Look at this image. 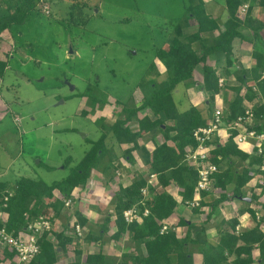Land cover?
Masks as SVG:
<instances>
[{
	"label": "rangeland",
	"instance_id": "1",
	"mask_svg": "<svg viewBox=\"0 0 264 264\" xmlns=\"http://www.w3.org/2000/svg\"><path fill=\"white\" fill-rule=\"evenodd\" d=\"M7 1L0 0V7L7 6ZM202 1L206 11H214L219 19L222 15L221 19L227 16L224 0ZM196 3L197 0H33V8L23 23L12 25L10 31L0 34L1 42L6 45H2L1 52L4 54L8 49V63L0 77V174H3L0 182L5 183L4 188L13 189L23 176L47 183L61 179L68 172L64 164H75L81 160L91 145L89 140L98 139L99 130L108 135L105 128L125 117L126 108L137 107L158 88L168 72L161 65V72L156 68V50L167 47L178 27L186 35L196 31V20L187 19L189 9ZM242 5H245V11L240 12ZM257 6L254 0H242L237 13L240 17L246 13L264 15V7ZM252 48L253 51L254 45ZM195 51L201 53L198 49ZM197 66L200 70L201 63ZM193 83H184L189 88L182 84L183 89L173 92V97L181 109L201 103L199 107L206 113L208 109L204 100L208 99V93L199 86L197 90H201L205 97L202 99L199 95L202 99L199 101L197 90L191 89L197 87ZM224 85L223 89L220 87L222 94L219 91L214 96V101H217L214 107L223 110L233 94L231 87ZM190 92L196 93L195 98ZM82 93H87V96H80ZM88 96L102 99L105 104L93 105ZM81 109H86L84 114L88 118L80 113ZM207 112L209 117L211 111ZM126 125L134 128L135 119H130ZM220 132L225 141V131L221 129ZM107 139L108 136L105 143ZM144 140L143 143L148 144L149 137ZM119 147L112 148L115 158H104L101 163H121L119 167L114 163L108 165L105 179L88 181L87 190L73 189L68 196L53 191L54 198H46L36 204L38 215L50 217L49 238L52 243L56 242L57 233L71 229L70 223L76 218L75 210L82 214L83 203L98 208L95 225L115 213V193L119 185L124 187L140 175L131 176L138 171V165L126 158L129 148ZM222 167H227L224 161ZM242 167L244 164L238 158L229 168L233 173L236 170L240 172ZM148 171L142 170L141 173L149 176ZM129 176L132 177L130 181L127 180ZM257 185L260 192L256 193L252 185L251 193L247 195L253 197L255 210L264 211V182ZM156 187L150 186L146 199H143L145 206L140 205V213L143 211L141 207H147V199L155 195ZM211 194L210 199L217 198L221 191L216 189ZM69 196L73 197L72 205L65 206L64 201L71 198ZM56 199L55 208L46 204ZM0 215L1 219L6 218L3 212ZM89 224L92 223L88 219V234L84 232L80 238L71 235L73 240L68 243L71 250L67 257L64 256L65 264H86L81 253L76 251L82 243L85 245L80 252L85 253L95 245L99 231L96 234L97 228ZM104 234L109 238V227ZM128 235L131 234L125 235V247L129 245ZM126 253L114 261H107V264L128 263L124 256Z\"/></svg>",
	"mask_w": 264,
	"mask_h": 264
},
{
	"label": "trees",
	"instance_id": "2",
	"mask_svg": "<svg viewBox=\"0 0 264 264\" xmlns=\"http://www.w3.org/2000/svg\"><path fill=\"white\" fill-rule=\"evenodd\" d=\"M254 1L257 5L264 7V0ZM32 2L33 0H9L6 3L7 6L0 7V34L10 31L12 25L22 24L33 8ZM241 3L242 0H224L227 17L223 22V28L220 29L216 21L207 13L203 1L197 0L196 5L189 9L187 15V19L196 20L197 30L186 35L178 27L177 34L170 39L166 45L167 47L163 46L156 50L157 58L168 72L166 79L150 95L146 96L137 107L126 108L125 117L106 127L105 130H108V135L103 132L97 140H89L91 145L85 151L81 160L73 166H69L70 162L67 165L65 163L64 166L68 168V172L64 177L47 183L42 179L23 176L16 181L14 188L11 190L4 188L5 183L0 182V212L6 214L5 219L0 217V228L3 227L8 233L17 234L18 231L24 228L28 218L38 215L37 203L44 202L46 198H54V190L68 196L75 187H84L91 171L98 168L102 158L107 154L108 143H111V141L118 144L131 143V150L129 148L125 153L128 160L133 161L130 152L137 148L144 163L148 164L147 166L150 168L149 174L153 172L157 174L160 186H166L171 180L177 185L178 194L181 196L182 201H191L196 192L198 174L195 169L184 162V154L190 145H195L193 131L198 127L206 126L211 118L214 104L217 102L214 101V96L220 90L218 79L223 75L222 73H230L228 67L233 64L238 66V69L234 70L232 74L240 84L236 87L230 86L234 95L225 109L228 123L244 111L243 96L239 93L242 86L247 88L245 98L252 99L254 97L256 94L255 85L264 98V48L255 47L251 52L254 65L250 69L237 62L234 63L231 58L233 39L243 38L237 30L240 25L243 24L251 29L254 40L258 38V31L264 28V21L254 18L250 13H246L243 18H240L237 8ZM214 29H217L218 33L209 40L201 35L206 30ZM1 41L0 38V77L3 76L8 63V49L4 54L1 52L2 45H5ZM193 42H197L202 49L200 54L192 48L191 44ZM211 53H215L214 55L223 54L225 65L221 74H217L215 68L205 63L207 55ZM1 55L5 58H2ZM199 63L203 64V83L201 86L208 93V99L204 100V105L208 110L205 113V111H201L199 106L192 105L188 109L179 112L175 107L171 93L180 82H185L187 85L192 82L195 83V81H192L193 71ZM250 81H253L254 84L249 85ZM80 96H87V93H82ZM87 99H91L93 105L105 104L104 100L96 97L88 96ZM145 108L151 110L154 117L152 120L148 116L137 118L139 111ZM253 109L257 115L262 114L264 116L263 103L254 106ZM207 111H211L209 117H207ZM85 112L86 109L80 110L81 114ZM84 116L86 115L84 114ZM135 118H137V128L130 129L126 124L130 119ZM167 121L171 123H167ZM147 130L158 131L162 133L165 139L159 145L154 144L151 151H148L140 142V138ZM235 133L236 131L231 129L222 144L218 142L219 137H214L212 142L215 147L211 150V161L218 168L214 174L215 186L222 189L226 181L233 180L232 196L240 197L242 196L240 188L249 178L251 179L252 171H254L252 166L259 164V159L239 149L233 139ZM107 136V143H105ZM167 141L170 143L168 144ZM232 156L241 159L243 162L244 167L240 172L236 170L232 173L230 171L229 167L234 162ZM246 159H249L248 162H246ZM223 161L227 164L225 169L222 167ZM147 179V174L140 175L128 186L119 185L115 193L116 231L111 234V237L118 238L121 234L128 232L137 243L144 244L145 255L140 253L136 255L126 253L124 255L131 264H188L190 261L188 262V259L185 258L186 253L183 252V248L189 240L190 231H187L186 236L181 239L176 238L173 230L160 233V229L168 223V218L173 214L176 206V200L169 193L158 189L155 195L147 199L145 203L149 213L142 217L140 223L137 221L127 223L124 220L123 211L141 200L140 189L144 187ZM200 194L204 197L206 194H211V192L200 191ZM226 199L227 196L221 193L217 198H212L207 203L215 207ZM56 201L57 199L53 203L46 204L55 208ZM250 201H253L252 196ZM250 201L245 202L249 205ZM32 202L35 203L32 204ZM144 206L141 209H144ZM245 210L255 219V210L252 207L247 206ZM55 213H58V210ZM74 214L76 222L88 234L89 230L85 229L88 222L87 217L79 213L78 210H75ZM255 221L254 227L236 233L235 226L238 221L236 217H231L228 221L230 230L221 232L218 243L214 246L205 243L203 264H219L226 260L225 254L233 255L232 264H252V250L254 248L259 250V264H264V211L261 219H255ZM108 223L109 217H105L100 225V236H103L106 232ZM177 225H186L189 230L194 229L196 233L203 231V228L190 225L181 218L178 220ZM72 240L73 236L66 235L63 230L56 234L55 243H52L46 237V234H43L40 240V252L28 264H54L59 253L57 248H60V252L64 251L66 244ZM76 253L80 254L81 252L77 250ZM14 255V251L0 248V264H5V260L8 259L14 260ZM182 258L186 260L184 261ZM107 261V257L101 251L89 253L85 259L86 264H107ZM118 264L127 263L125 261V263Z\"/></svg>",
	"mask_w": 264,
	"mask_h": 264
},
{
	"label": "crops",
	"instance_id": "3",
	"mask_svg": "<svg viewBox=\"0 0 264 264\" xmlns=\"http://www.w3.org/2000/svg\"><path fill=\"white\" fill-rule=\"evenodd\" d=\"M209 1L206 2V4H208ZM215 4V3H212ZM221 5L223 4L220 3ZM210 6V5H209ZM257 8H260L259 6H257ZM213 9V8H210ZM256 12V11H255ZM207 13H210V17H212L216 23L218 24V26L220 27V29L223 28V22L225 21L226 17L224 19H221L223 17H220L219 19V15L217 13H215L214 11L210 12L207 10ZM227 14V13H226ZM255 14V13H254ZM254 18L260 20V21H264V15L257 13L256 15H252ZM218 17V19H217ZM243 18V17H240ZM222 26V27H221ZM197 30V29H196ZM237 30L242 34L243 38L237 37L234 38L232 41V54H231V58L234 60V63L237 62L238 64H241L243 67L250 69L253 65H254V59H252L253 57L251 56V51H252V46L254 45V47L257 48H264V28H262L261 30L258 31V38L257 39H253L252 37V31L249 27L245 26V25H240ZM195 32V31H194ZM193 33V32H192ZM218 33L217 29L214 30H206L204 32L201 33V35L203 36V38L205 39H211L212 36L216 35ZM241 41V42H239ZM194 43L196 44V42L192 43V48L194 50L198 49L200 52H202V49L200 48V46L198 44L194 45ZM253 44V45H252ZM247 45V47L245 46ZM251 47V48H250ZM250 48V49H249ZM198 52V51H197ZM215 53H211L209 55H207L206 57V61L205 63L209 66H212L213 68L216 69L217 74H221V72L224 70V57L223 54H216ZM218 58V59H217ZM156 68L158 69L159 72H161V67H159V65H161L164 70L165 67L164 65L161 63V61L158 59V63H154ZM203 64L201 63V69L198 70V66L195 67L194 71H193V77H194V81H195V85L197 87H193L191 89H198L199 86L202 87V83H203ZM238 66L233 64L232 66L228 67V69L230 70V73L228 74H224L220 77L223 79V83L226 85L230 86H238L240 83L238 80H236L235 76L232 74L234 70H237ZM185 82H180L179 84H177V86L175 87V89L172 91V99L173 102L175 104V107L177 109V111L181 112L183 110H185V108H180L178 106V102L174 99L173 97V92H179L180 89H183V85ZM194 84V83H193ZM249 85L254 84L253 81H250L248 83ZM184 86H187L184 84ZM188 87V86H187ZM189 88V87H188ZM202 91H204L205 93H207L204 88H201ZM223 89V86H222ZM255 95L252 99L249 98H245V93L247 92V88L245 86H242L239 93L240 95L243 96V104L245 106H249V107H254V106H259L262 103L264 104V98L261 94V92L258 91L256 85H255ZM183 91V90H182ZM221 91V88L220 90ZM192 95V98H195V94L196 93H192L190 92ZM184 94V91H183ZM222 94V91L219 93ZM198 95V99L199 101H201L203 98V94L201 93V90H197V94ZM202 96V99L200 100V96ZM234 95H231V97ZM208 96V94L206 95ZM198 101V102H199ZM183 104V103H182ZM201 104V103H199ZM199 104L194 103V105L199 106ZM188 108V107H187ZM141 116H148L150 118V120H152L154 117L152 115V112L150 109L145 108L139 111L137 118L141 117ZM88 118V116H85ZM137 118H135L136 120V126L132 129L137 128ZM134 120V119H133ZM99 129V128H98ZM99 137L101 136V131L99 130ZM86 137V135H85ZM98 137V138H99ZM149 137V142L148 144H144L143 142H145L144 138ZM151 138V139H150ZM164 137L162 135V133L158 132V131H150L147 130L146 133L143 134V137L140 138V142L145 146V148L148 151H151L153 149L154 144L159 145L164 141ZM224 139H222L223 141ZM225 141H223L224 143ZM167 143L169 144L170 142L167 141ZM119 146H124V148H131L132 144L128 143V144H118L115 142L108 143V151H107V156L103 157L101 160H104V158H109L110 160L115 158L116 154L113 152L114 149H118ZM242 148H244V146H241ZM241 147H239V149H241ZM114 148V149H112ZM120 148V147H119ZM247 148V147H245ZM243 151V150H242ZM131 155L133 156V161H135V163L138 165L137 170L135 171L131 176L135 177L136 175H138V173L141 175L142 170L146 171V170H150V168L147 166L148 164H145L140 151L137 150V148L133 149L131 151ZM108 159V160H109ZM232 161H237V157L232 156ZM247 161V159H246ZM105 162V161H104ZM117 162V163H116ZM98 166L97 169H93L91 171L90 177L88 178L86 185L83 188H79L75 187V189L77 190H81L83 189V191L87 190V184L88 181H94V180H98V179H105L104 174L106 173L107 170V166L111 165L112 163H114V166H118L121 164L119 163V161H113L111 163L108 162L107 165L106 164H102ZM76 164V163H75ZM74 164H69V166H73ZM112 165V166H113ZM101 166V168H100ZM51 167V166H50ZM117 175H119V171L116 170ZM150 172V171H148ZM144 173V172H143ZM67 174V173H66ZM3 174H0V176ZM139 175V176H140ZM144 175V174H142ZM131 176L127 177V180L130 181L131 180ZM32 178V177H30ZM117 183H119V181H117ZM153 183H155V186H157L156 190L161 189L166 191L167 193H169L175 200H176V206L174 208V212L171 216H169L168 218V223L164 224L168 227V230H173L175 232V236L177 239H181L184 238L187 234V231H190V235H189V240L186 242L185 247L183 248V252L186 253L185 258L188 259V264H203L204 261V254L205 253V243L210 244L212 246L216 245L219 241L220 238V234L223 230H230V225H229V219H231V217H236L238 223L235 226V230L236 233L241 232L243 230L246 229H250L252 227L255 226L256 221L255 219L252 218V216L246 212V207H252L254 209V206L252 205L253 201H250V204L248 205L246 201L243 198H249L250 199V195H247L248 193H251L252 190V185H254L255 181L249 179L241 188V195L240 197H233V189H234V181L233 180H228L225 183L224 188H219L216 187L217 191H221V193L225 194L227 196L226 200H223L222 202H220L217 206L212 207L210 206L209 203H207L210 198L212 197V194H206V196H202L200 193H195L193 196L192 200L198 199L199 204L197 206H189L187 204V202L182 201L181 196L178 194V187L176 184H174L171 180H169V183L162 187L159 185L158 183V176H157V182L153 181ZM250 184V186L248 185ZM130 184L124 185L128 186ZM255 186V185H254ZM258 186L255 187V190L257 191L256 193H258ZM231 189V190H230ZM230 190V191H229ZM76 192V190H75ZM54 193L58 194L59 191L54 190ZM74 196V195H73ZM219 196V194H218ZM104 197V196H103ZM73 198V197H71ZM78 198V197H77ZM246 201V202H245ZM72 205V203H71ZM84 205V203L82 204V208H84L82 211V214L85 215L87 217V219H89V222L92 224H89L91 226H95L97 228V233L100 229V225L103 223L104 220H102V222H97L96 225L93 223L94 219L96 218L97 215V209H94V207H91V205L86 206ZM1 214V212H0ZM115 213L111 214L109 216V223H108V227L110 229V235L109 238L104 236L105 234H103V236H100L98 234L97 239L95 240V245L88 250V252H82L81 251V256L83 257V260L85 262L87 253H93V252H97V251H101L108 259L109 261H114L116 258L118 259L123 253L127 252L128 254L131 255H136L138 253L145 255L146 254V249L144 244L141 243H137V241H135L133 238H131V235H128L129 238V242H128V246L125 247L124 246V240H126L125 236L128 232H125L123 234H121L118 238H112L111 234L114 233L116 231V225H115ZM184 219L188 222V224L190 225H195L196 227H200L203 228V231H200L199 233H196V231L194 229H188V227L186 225H177V222L179 219ZM4 219V217H3ZM140 223V221H139ZM69 225V224H68ZM87 226H85L86 229ZM63 229V228H62ZM64 233L66 235H72V231L67 230V229H63ZM85 232V231H84ZM109 232V230H108ZM106 237V238H105ZM131 239V240H130ZM82 241V239H81ZM82 243V242H81ZM82 245H85V243H82L78 248L79 250H82V248H84ZM70 244H66L65 250L61 253L60 252V248H57V251L59 252V256H57V260L54 264H65V257H67L70 254ZM97 250V251H95ZM63 256H62V255ZM75 254V253H74ZM252 255H253V263L252 264H259V250L258 248H254L252 250ZM65 256V257H64ZM226 260L223 262H220L219 264H232L231 261L233 259V255H228L225 254ZM185 258H182V260H186ZM81 262H74L73 264H80ZM71 264V263H70ZM82 264V263H81ZM127 264H130V262H128ZM186 264V263H185Z\"/></svg>",
	"mask_w": 264,
	"mask_h": 264
},
{
	"label": "built area",
	"instance_id": "4",
	"mask_svg": "<svg viewBox=\"0 0 264 264\" xmlns=\"http://www.w3.org/2000/svg\"><path fill=\"white\" fill-rule=\"evenodd\" d=\"M245 5L240 7V12L245 11ZM223 79H218L219 87L223 86ZM227 112L225 109L214 107L211 118L206 126H201L193 131L195 145H190L185 154L184 162L197 171L198 178L195 187V193L200 191L213 192L216 190L214 174L218 170L217 165L211 161V150L215 147L212 142L214 137H219L218 142L223 143L220 130L225 131L227 138L228 131L235 130L236 133L233 137L234 141L241 147L243 152L250 156L258 157L259 164L252 166L251 180H254L255 187L260 186L258 182H264V116L257 115L253 107L245 106L243 113L231 122L225 124ZM247 147V148H245ZM247 159L246 162H248ZM157 182V174L150 173L144 187L140 189L142 198L138 203L133 204L123 211L124 220L127 223L132 221L141 222L142 217L149 213L147 208H144L140 213V205L143 204V199L149 192L150 186H155ZM258 181V182H257ZM258 192V193H259ZM72 198L64 201L65 206H71ZM189 206H197L198 199L187 202ZM255 210V209H254ZM263 215L262 209L255 210V219L260 220ZM1 216V215H0ZM70 223L72 234L76 238L83 236L84 229L76 222V218ZM51 220L47 215H37L33 218H28L24 228L17 232V234L8 233L2 227L0 228V248H7L14 251V260H5V264H28L40 252V240L43 234H46L48 239L51 234ZM168 230L166 225L160 229V233Z\"/></svg>",
	"mask_w": 264,
	"mask_h": 264
},
{
	"label": "water",
	"instance_id": "5",
	"mask_svg": "<svg viewBox=\"0 0 264 264\" xmlns=\"http://www.w3.org/2000/svg\"><path fill=\"white\" fill-rule=\"evenodd\" d=\"M244 200H246V201H250V199L249 198H243Z\"/></svg>",
	"mask_w": 264,
	"mask_h": 264
}]
</instances>
